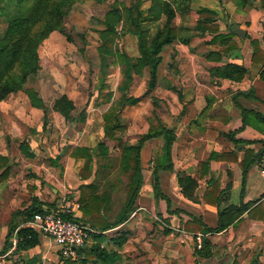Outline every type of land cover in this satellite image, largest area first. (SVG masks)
I'll list each match as a JSON object with an SVG mask.
<instances>
[{
  "label": "crops",
  "instance_id": "0c3cea01",
  "mask_svg": "<svg viewBox=\"0 0 264 264\" xmlns=\"http://www.w3.org/2000/svg\"><path fill=\"white\" fill-rule=\"evenodd\" d=\"M149 7L150 0L141 3L143 15ZM202 9L210 14L201 15ZM199 22L213 26L212 30L200 32L196 29ZM156 23L161 26L164 18ZM170 26L187 31L165 45L159 54L158 74L164 70L169 85L178 92L172 97L176 105L169 125L175 134L173 169L159 172V185L170 200L171 209L179 213H169L166 202L155 196L152 170L147 176L143 172L134 211L122 224L103 231L101 246L119 256L113 264H264V174L257 165L264 150V5L262 0H190L189 10L176 12ZM16 97L11 93L0 103V113L2 104L9 108L0 117L7 124L5 129L0 128V153L1 148L7 152L9 147H19L24 157L39 160L41 175L23 185L12 179L0 182V241L5 238L13 214L30 207L33 198L45 210L61 201L82 205L89 195L109 193L110 202L99 213L85 216L79 208L72 215L87 225L112 221L121 207L116 206L113 192L103 189L101 178L95 180L92 164L90 175L80 179L79 171L85 161L70 153L75 147L92 149L99 141L108 150L115 148L119 152V142L106 139L102 129L94 132L65 127L49 130L50 143H45V147H39L38 140L39 144L30 143V148L19 138L26 136L33 141L43 130H13L16 119H24L17 115L20 103ZM49 117L58 123L67 122L53 110ZM94 133L96 141L90 138ZM138 133L125 130L122 141L134 144L139 140ZM23 142L33 156L23 150ZM201 163L207 166L201 168ZM178 173L197 182L193 195L198 201L183 195ZM205 196L210 201L205 202ZM243 205L247 209L239 220L223 231L203 234L198 224L194 225V232L183 230L190 216L214 228L219 211ZM22 221L23 217L16 218V222ZM21 226L32 227L39 234V243L15 254V240L10 238L12 248L5 252L9 256L2 263L21 264V258L36 256L37 264H44L48 257L55 264H62L52 238L31 219ZM204 238L211 246L209 255H195L196 246ZM95 242L91 239L82 253L89 264L90 248Z\"/></svg>",
  "mask_w": 264,
  "mask_h": 264
},
{
  "label": "trees",
  "instance_id": "16d2710c",
  "mask_svg": "<svg viewBox=\"0 0 264 264\" xmlns=\"http://www.w3.org/2000/svg\"><path fill=\"white\" fill-rule=\"evenodd\" d=\"M74 1L0 0V25L4 24V28H0V103L9 94L24 91L31 105L41 109L44 113L43 116L46 118L50 108L44 104L35 89L24 88V86L28 78L34 76L40 69L37 53L39 44L52 31H62L63 18ZM143 1L145 0H135L127 8L124 4L116 2L105 13L103 19L104 28L99 31L102 45L98 48V51L106 56H114L122 75L119 86L121 92L127 91L132 82V75L140 76L144 69H148L150 77L149 87L153 88L161 62V56L159 55L161 50L165 45L172 43L187 31L181 28L171 27L170 24L176 12L184 13L189 10L190 0H150V7L146 15H143L140 9ZM262 3L264 5V0H262ZM121 6L126 8L125 14L121 10ZM199 13L201 15L210 14L209 10L206 9L199 10ZM124 18L126 30L133 34L137 40L138 56L135 59L125 53L119 52L114 47L116 40L121 36L118 27ZM162 18H164V23L151 33L146 23L159 22ZM212 28L213 26L209 24L199 22L196 29L203 32L212 30ZM105 87V85H102L101 89ZM111 95L110 92L99 93L98 101L95 102V105L110 102ZM138 101L139 98L133 96L125 97L124 99V102L129 105H134ZM51 109L63 115L67 122L75 120V116L72 115L75 105L66 94L57 97ZM116 115L114 111L104 114V134L105 138L109 140H118L120 144V166L124 171L129 172V181L126 185L124 203L119 208L114 219L99 226H96L93 222H91L93 224H89L91 228L102 231V233L107 229L114 228L125 222L134 211L136 200L143 183L141 150L146 141L151 139H162L160 150L152 161L153 192L157 198L166 202L169 213H179V210L171 209L170 200L161 192L159 185V172L171 171L173 169L171 150L175 140L174 131L166 128L154 116L153 118L156 119L157 124L152 121L147 132L136 143H126L116 134L117 131L124 129L123 125L116 121ZM22 147L29 156H33V153L29 152L27 146L22 144ZM107 152L108 148L105 143L99 141L92 149L75 147L72 149L70 155L73 158L85 159V171L87 173L88 169L86 167H88L91 160L94 157L104 159L107 157ZM199 166L204 168L207 164L201 163ZM177 177L183 195L192 201H198L193 195V190L197 182L190 176L182 173H178ZM110 199L109 193L89 195L84 203L80 205L83 215L86 216V214H91L92 212L99 213L100 209L110 202ZM204 200L205 202L210 201L206 196ZM211 203L217 205L215 200H212ZM41 204L37 198H33V203L30 207L13 214V219L8 226L0 255L5 254L9 248H12V244L9 241L10 238L15 240V245L12 248V252L15 254H20L22 251L31 249L39 243V234L32 227L21 225L29 221L34 214L44 212ZM245 209L247 208L243 205L239 207L231 206L223 211H219L217 226L214 228L208 227L201 220L190 216L191 219L183 226V230L194 232V225L198 224L201 228L200 232L203 234L223 231L228 226L234 225ZM19 216L23 217L22 223L16 222V218ZM67 218L79 221L73 215H68ZM102 233L93 235L92 239H96V242L90 248L89 259L92 264H113L119 256L101 246L103 240ZM118 243L123 242L120 241ZM84 248L80 249V257L78 260L71 261L61 258L62 264H89L88 260L82 256ZM210 249V243L204 238L201 247L199 249L195 248L194 254L208 256ZM38 261L39 258L36 256H31L27 259L21 258V264H37Z\"/></svg>",
  "mask_w": 264,
  "mask_h": 264
},
{
  "label": "rangeland",
  "instance_id": "374dc122",
  "mask_svg": "<svg viewBox=\"0 0 264 264\" xmlns=\"http://www.w3.org/2000/svg\"><path fill=\"white\" fill-rule=\"evenodd\" d=\"M134 1L75 0L63 18L62 31H52L39 44L37 53L40 69L34 76L28 78L24 88H33L38 92L44 104L50 108L48 114L52 112L51 105L54 99L66 94L75 105V109L72 111L75 120L63 124L49 117L50 114L49 116L47 114L45 118L41 109L31 105L24 91L14 93L20 103V112L17 115L24 117V119H16L13 130H43L38 137L34 136L37 138L36 140L32 141L30 137L26 136L19 138L28 143L30 148H32L30 143L39 144L38 140H41L39 147H45V143H50L51 132L49 133V130H63L65 127L69 130H93L94 132H96L95 130H104L103 116L113 111L117 114L116 121L124 127L123 130L116 133L121 139L125 130L138 131L140 139L152 121L157 124L154 116L166 128L174 130L169 125L173 122L171 116L173 105H176L173 103L172 97L178 95V92L175 86L169 85L166 72L161 70L159 75L157 71L155 86L151 88L149 87L148 69H144L140 76L133 74L132 82L127 91L121 92L119 86L122 75L114 56H106L98 51L102 45L99 31L104 28L105 13L116 2L124 4L127 8ZM126 8L121 6L124 14ZM158 25L159 23L156 22L149 23L150 32L153 33ZM0 28L3 29L4 24H1ZM118 30H120L121 36L114 44L115 49L135 59L138 56L137 40L133 34L126 30L125 18L119 24ZM102 85L106 87L101 89ZM106 92L112 94L110 102L95 105L99 93ZM129 96L137 97L139 101L134 105L126 104L124 99ZM8 110L6 103L5 105L2 104L0 117L5 116ZM12 110L13 107H10L11 112H13ZM4 123L0 118V128L5 129L7 124ZM31 137H33L32 134ZM90 138L96 141L97 134L90 135ZM25 142L23 145L27 146ZM53 142L51 141V143ZM145 144L146 147L144 146L141 150V163L142 174L144 172V175L147 176L152 170V161L159 152L157 147H161L162 139H151ZM93 145L96 146V143ZM1 151L0 172H2L0 173V182L4 179H12L19 185H23L34 180L35 177L33 176L39 177L41 175L39 160L24 157L19 147H15V150L9 147L7 152L1 148ZM40 151L45 154V150L40 149ZM85 164L84 162L79 171L80 179L90 175V165L92 164L95 180L99 181L101 178L100 182L103 189L112 191L116 206H122L126 197L129 172L124 171L120 166V151L118 152L114 148L108 150L107 157L104 159L94 157L86 167L87 173ZM3 242L4 240L0 241L1 248H3ZM8 256L0 255V264H4L2 261ZM55 262L48 257L44 264H55Z\"/></svg>",
  "mask_w": 264,
  "mask_h": 264
},
{
  "label": "built area",
  "instance_id": "2783aa9c",
  "mask_svg": "<svg viewBox=\"0 0 264 264\" xmlns=\"http://www.w3.org/2000/svg\"><path fill=\"white\" fill-rule=\"evenodd\" d=\"M257 165L259 171L264 174V150ZM79 208L78 202L61 201L55 207L45 209L42 213H36L31 218V221L38 226L43 234L54 240L62 259L78 260L80 249L87 245L93 235L102 233L85 223L67 218ZM200 247L199 243L196 248Z\"/></svg>",
  "mask_w": 264,
  "mask_h": 264
}]
</instances>
